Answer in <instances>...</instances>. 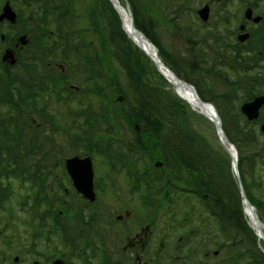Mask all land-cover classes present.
I'll list each match as a JSON object with an SVG mask.
<instances>
[{
	"label": "trees",
	"instance_id": "1",
	"mask_svg": "<svg viewBox=\"0 0 264 264\" xmlns=\"http://www.w3.org/2000/svg\"><path fill=\"white\" fill-rule=\"evenodd\" d=\"M129 1L133 4L135 26L154 43L164 64L180 79L193 84L201 98L213 103L225 120L224 130L239 152L241 182L264 222V132L246 123L240 111L244 99L238 77L242 71L217 66L223 58L197 46L191 19L177 20L176 3ZM14 2L22 21L29 22L33 51L23 60L26 68L21 94L4 92L14 104L16 99L23 100L24 114L13 117L10 123L27 126L32 102L39 101V114L54 126L52 140L55 142L56 135L63 134L76 148L74 155L101 157L108 172H116L117 166L126 170L133 184L131 193H140V203L149 210L151 222L165 212L171 221L182 225L181 231L193 232L187 234L183 243L187 251L191 253L190 247H195L193 239L197 230L215 229V235H206L211 236L207 248H212L207 253L219 251L218 256H213L214 264H264V252L258 249V237L244 214L239 184L230 163L226 169L224 156L209 153L205 139L185 126L183 108L178 107L181 99L167 90L169 83L154 62L127 37L110 0L101 5L98 0ZM141 7L157 21L165 19L184 26V50L174 54L165 49L155 35L156 23L146 19L147 13H142ZM100 9L111 13L109 33L99 19ZM45 63L62 64L67 72L57 68L44 72L40 67L46 66ZM35 77L40 83L37 92L33 89ZM48 103L53 107L49 108ZM59 107L67 109L68 121H63V113L62 117L58 116ZM30 134L27 138L23 136L18 150L25 156H45L42 153L45 146L41 143L48 139L43 137L36 147V140ZM8 149L14 151L15 147ZM157 160L165 163L164 171L156 169ZM38 187L39 217L45 220L53 209L59 215L63 209H56L62 203L59 188L53 187L54 191L50 192L41 185ZM108 221L103 219L105 227ZM44 229L40 227L42 235L50 236ZM61 229L59 234L55 233L59 237ZM218 232L223 236L218 237ZM101 245L106 252L108 243L103 241ZM170 260L167 261L174 262ZM208 260L205 258L204 262Z\"/></svg>",
	"mask_w": 264,
	"mask_h": 264
},
{
	"label": "flooded vegetation",
	"instance_id": "2",
	"mask_svg": "<svg viewBox=\"0 0 264 264\" xmlns=\"http://www.w3.org/2000/svg\"><path fill=\"white\" fill-rule=\"evenodd\" d=\"M175 3L177 20L191 19L197 46L223 58L217 66L242 71V76L238 77L244 99L240 111L246 123L264 132V103L257 119L249 120L242 112L245 104L264 98V0H176ZM7 4L15 13V21L5 15ZM28 26L29 22L22 21L14 0H0V264H166V258L159 257L165 245L163 241L159 243L160 251L153 256L151 254L154 222H151L152 216L144 205H133L130 210L124 209L122 214H118V230L115 227L112 232L103 225V219L111 222V215H106L102 205L98 204L101 188L98 185L97 157H91L96 197L89 200L76 189L67 167L68 159L86 156L59 157L65 149L58 147L50 151L54 155L51 157L25 156L18 150L23 136L28 137L23 135V128L31 131L30 137L36 140V147L40 132L46 134L54 130V126L39 114V101L32 102L27 126L10 123L13 117L25 112L21 98L14 104L4 92L10 90L15 96L21 94L26 68L23 60L33 51V46H30L33 36ZM185 27H189L188 24ZM178 28L184 40V26L178 25ZM45 65L40 67L44 72L48 68L67 72V67L62 64ZM37 72L38 69L35 74ZM33 89L35 92L40 89L36 77ZM63 114H68V111ZM13 147L14 151L8 149ZM161 162L162 165L158 161L154 164L156 169L164 171L165 163ZM114 168L123 170L119 166ZM39 185L45 191L50 189V192L54 191L53 187L59 188L62 203H58L56 209L63 208L59 215L53 209L48 211L45 220L39 217L36 209ZM40 227H51L47 231L50 236L42 235ZM57 227L62 228L61 238L56 235L61 232L59 229L55 231ZM110 239L117 245L114 251L109 248ZM183 240L179 239V249ZM103 241L108 243L106 252L101 245ZM183 249L187 250V247L183 246ZM189 255V250L183 253L185 258ZM218 255L219 251L213 252V256ZM181 258L176 255L175 262H181Z\"/></svg>",
	"mask_w": 264,
	"mask_h": 264
},
{
	"label": "rangeland",
	"instance_id": "3",
	"mask_svg": "<svg viewBox=\"0 0 264 264\" xmlns=\"http://www.w3.org/2000/svg\"><path fill=\"white\" fill-rule=\"evenodd\" d=\"M98 1H99V5L104 4L105 2V0H98ZM167 1L168 3L174 4L176 0H167ZM120 2L124 6L126 5L125 0H120ZM129 4L131 5L132 3H130L129 1ZM132 5H131V9H132ZM140 10L142 13L143 12L147 13L146 19L148 21L152 19V21L156 23L155 35L158 37L160 44H162L165 49H168L174 54H177L176 53L177 50L179 51L180 49L184 50L183 36H181L178 26H176L175 23H173V21L165 20V19H160L161 21H157L158 19H155V16L151 15L149 11H146V9L141 7ZM98 16L104 26L105 32L109 33L110 29L107 28V26L112 21L111 13L108 11V9H106V11L104 12H102V10L100 9ZM113 27H115V24ZM127 37L129 38V36ZM129 39L135 46L138 47V45H136L131 38ZM156 80L160 83L162 81L159 78H156ZM166 86H167L168 91H171L174 94H176L175 88L171 84H168V85L166 84ZM176 96L180 98L182 101L181 104L178 105V107L180 109L183 108V117H184L185 126H187L190 131L199 134L205 139L204 144H206V146L208 147L209 153L217 152L219 155L224 156L223 159L226 163L224 164V167L228 169V163H230V166H231V158H229L228 152L225 150V148L223 147V145L221 144L219 140L215 125L204 115L196 112L187 101L183 100L177 94ZM66 112H67L66 108H60V107L58 108L59 117H62V115L60 114L66 113ZM29 116L31 118V115ZM2 118H5V116H3ZM225 118L228 122H230L231 119H229L228 116ZM221 119L224 123L225 120L222 117ZM68 120L69 118L67 117L63 119L64 122ZM119 124L123 125L121 120H119ZM30 132L31 131L29 129L23 128V134L28 135L30 134ZM47 135H50V138ZM52 136H53L52 133L47 132L45 135L40 134L37 138V140H42V141H43V137L48 139L47 142L41 143L42 146H45V150H42V153L45 155L43 157L54 156L50 152L52 151V147H56V148L58 147V148L65 149L64 151H61L62 154H60L59 157H67V156L70 157L75 154L76 148L74 149L71 143L66 141L67 139L66 137L63 136V134H60L58 136L56 135L55 142L54 140H52ZM127 137H130V136L127 135ZM128 139L129 138H127V140ZM35 145H37V143H35ZM97 158H98V163H99L98 168L100 171L99 177H101L100 182L98 179V185H99V188H101L100 191H98L99 192L98 204L102 205V211H104L106 215H111V219H110L111 222H109L106 228H108L109 231L112 230L113 232L115 227L117 230L119 229V227H117V224H116V216L118 214H122L124 209L132 208L133 205H137V204L141 205L140 200H139L140 193H137V194H134L133 192L131 193V188H130L131 183H129L130 181L127 178L126 170L108 172L106 162L103 159H101V157H97ZM62 172H63V169H62ZM234 178L238 182L237 178L236 177ZM131 186L133 185L131 184ZM135 213L137 214V212ZM176 218H177V215H176ZM170 222H172L173 224ZM152 226H153L152 227L153 236L155 237L154 241L151 244L152 256L155 255L157 251H160L159 243L163 241L165 245L159 257L161 259L166 258L164 261L166 264H214V261L212 262V260L214 259L213 252L216 249L209 250L210 251L209 255L206 256L207 250L212 249L209 247L207 248L208 241L211 239L210 238L211 236H206V235L208 234L215 235L217 233L215 229L210 230L209 228H206V229L202 228V230H197L196 238L193 239L195 247H190L193 251L191 253L189 252L190 255L185 258L183 256V253L185 252L188 253V251L184 249L181 250V248L179 249V245H180L179 239L184 238L183 240V243H184V241L187 238V234L190 233L189 229L186 231H181L182 225L171 221L170 218H168V216L165 214V212H161L159 215L156 216V219ZM47 231H48V228L45 227L44 232L47 233ZM220 236H223V235L218 232V237ZM231 240L233 239H230L229 241ZM109 242H110L109 244L110 250L114 251L117 245L115 246L114 241L112 239H110ZM183 243H182V246H180L182 248L184 246ZM257 247L258 249L264 252V242L263 241L257 240ZM176 255L182 256L181 262H178V263L177 261L175 262ZM170 258L171 260H174V262H168L167 260H170ZM205 258H209V260L204 262Z\"/></svg>",
	"mask_w": 264,
	"mask_h": 264
},
{
	"label": "water",
	"instance_id": "4",
	"mask_svg": "<svg viewBox=\"0 0 264 264\" xmlns=\"http://www.w3.org/2000/svg\"><path fill=\"white\" fill-rule=\"evenodd\" d=\"M111 2L113 4L114 8L119 13L120 18H121L122 23H123L122 14L116 8V5H115L116 0H111ZM127 9L129 11V14H130V17H131V20H132V23H133V30H134L133 31V35H134V37L137 40H140V41L145 39V41L148 44L149 40L134 25V16H133V13H132V10H131L129 4H127ZM4 11H5V15L7 16V19H9L11 21H15V17H16L15 13L13 12V10L11 9L9 4L6 5ZM123 29L126 32V34L129 36L128 32L126 31V29L124 27V23H123ZM129 38H130V36H129ZM138 46L142 50H144V52L153 60V62L155 63V65H156V67L158 69V71L162 74V76H164L166 78V80L174 88H176V89L177 88H181L183 90H188V91L192 92L195 95V97L198 99L199 105L201 106V108L203 110L202 114L206 118H208L215 125L219 140H220L221 144L223 145V147L228 152V154H229V156L231 158L232 172L234 173L235 177L237 178V180L239 182V187H240L241 196H242V204H243V207H244V213L246 212L247 208L255 212L256 208L249 201V199H248V197L246 195L245 189H244V187L242 185V182H241V177H240V172H239V152H238L236 146L228 138V136H227V134H226V132L224 130V127H223V122H222V120L220 118V115H219L216 107L212 103L204 102L200 98L196 88L193 85H191V84H189L187 82H184L183 80L179 79L177 77V75L170 68H168L162 62V60L159 58L157 49H156V47L154 45H153L154 48H155V52L154 53L153 52L152 53L148 52L140 44ZM176 93H177V91H176ZM177 94L180 96L179 93H177ZM181 98L184 99L183 97H181ZM263 103H264V98H257L253 102L245 104L242 107V112L244 114H246V116L248 117L249 120L257 119L259 117V109H260V107H261V105ZM207 107L213 108L212 113H209L207 111ZM214 109L216 110L217 113L214 111ZM232 149L234 150L235 156L232 154ZM158 164L162 165L161 162H159ZM67 167H68V170L70 172V176H71V178H72V180L74 182V185H75L76 189L81 194H83V196H85L87 199L94 200L96 196H95V192H94V189H93V187H94V184H93L94 172H93V169H92V158L90 156H87L85 158L73 157L71 159H68ZM252 229H253V227H252Z\"/></svg>",
	"mask_w": 264,
	"mask_h": 264
},
{
	"label": "bare ground",
	"instance_id": "5",
	"mask_svg": "<svg viewBox=\"0 0 264 264\" xmlns=\"http://www.w3.org/2000/svg\"><path fill=\"white\" fill-rule=\"evenodd\" d=\"M115 5H116V8L122 14L124 27H125L126 31L128 32L129 36L131 37V39L135 42V44H137V45L140 44L148 52L154 53L155 48L151 42L148 41V44H147L145 39L140 41L134 37V35H133V31H134L133 30V23H132V20H131V17H130V14H129L127 7H125L120 2V0H116ZM176 91H177V93L180 94L181 97L184 98L185 101H187L192 106V108L196 112L202 114L203 110H202L201 106L199 105L198 99L195 97V95L192 92H190L188 90H183L181 88H177ZM207 111L209 113H212L213 108L207 107ZM214 111L216 112L215 109H214ZM232 154L235 156L233 149H232ZM245 215H246L251 227H253L258 239L260 241L264 242V222L262 221L261 216L256 211L254 212L248 208L246 209Z\"/></svg>",
	"mask_w": 264,
	"mask_h": 264
}]
</instances>
